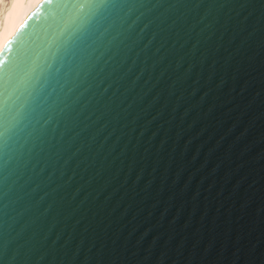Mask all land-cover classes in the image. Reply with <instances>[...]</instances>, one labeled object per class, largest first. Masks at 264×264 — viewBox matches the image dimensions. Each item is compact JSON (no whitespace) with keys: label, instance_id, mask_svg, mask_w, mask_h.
<instances>
[{"label":"snow or ice","instance_id":"snow-or-ice-1","mask_svg":"<svg viewBox=\"0 0 264 264\" xmlns=\"http://www.w3.org/2000/svg\"><path fill=\"white\" fill-rule=\"evenodd\" d=\"M20 2L0 0V10ZM23 2L35 8L13 30L0 29V264H57L79 250L60 244L56 227L99 215L87 205L103 196L114 154L126 158L132 148L117 127L134 109L155 111L165 93L179 99L186 83L198 95L193 86L214 81L231 58L234 29L254 19L245 5L264 10V0ZM228 5L240 10L229 15ZM38 16L51 37L39 45L23 36ZM152 135L163 151L167 138Z\"/></svg>","mask_w":264,"mask_h":264},{"label":"water","instance_id":"water-1","mask_svg":"<svg viewBox=\"0 0 264 264\" xmlns=\"http://www.w3.org/2000/svg\"><path fill=\"white\" fill-rule=\"evenodd\" d=\"M245 7L254 19L234 29L232 56L214 81L194 85L195 96L186 83L179 99L165 93L155 111L134 109L117 127L132 148L126 158L114 154L103 196L87 205L99 215L56 227L65 233L59 243L79 250L57 264H264V10ZM230 8L240 10L226 6L233 16ZM23 36L37 45L51 38L39 16ZM157 132L168 140L163 151Z\"/></svg>","mask_w":264,"mask_h":264},{"label":"bare ground","instance_id":"bare-ground-1","mask_svg":"<svg viewBox=\"0 0 264 264\" xmlns=\"http://www.w3.org/2000/svg\"><path fill=\"white\" fill-rule=\"evenodd\" d=\"M35 8L34 4L27 2L9 3L0 10V29L10 31L16 28Z\"/></svg>","mask_w":264,"mask_h":264}]
</instances>
